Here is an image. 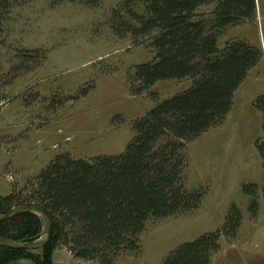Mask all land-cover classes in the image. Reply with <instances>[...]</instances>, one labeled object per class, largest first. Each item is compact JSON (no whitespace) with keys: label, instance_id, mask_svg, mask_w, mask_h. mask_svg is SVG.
Listing matches in <instances>:
<instances>
[{"label":"rangeland","instance_id":"obj_1","mask_svg":"<svg viewBox=\"0 0 264 264\" xmlns=\"http://www.w3.org/2000/svg\"><path fill=\"white\" fill-rule=\"evenodd\" d=\"M127 1L15 2L0 40V197L21 190L57 155L90 160L123 153L135 120L189 88V80H170L140 96L131 93L129 75L152 55L112 28L114 11ZM254 1L255 18L221 32L218 47L241 40L258 48L262 59L235 92L222 124L186 148L187 187L207 188L201 206L190 214L149 222L139 254L121 255L113 264H161L179 245L220 230L231 204L240 208L242 224L235 239H220L211 264H264L263 169L255 148L262 136V114L254 104L264 94V0ZM213 8L204 6L200 13L208 16ZM243 184L258 187L255 219L250 218ZM52 264L100 261L75 259L60 247Z\"/></svg>","mask_w":264,"mask_h":264},{"label":"trees","instance_id":"obj_2","mask_svg":"<svg viewBox=\"0 0 264 264\" xmlns=\"http://www.w3.org/2000/svg\"><path fill=\"white\" fill-rule=\"evenodd\" d=\"M15 2L0 0V40ZM212 4L208 16L200 13ZM255 13L254 0H129L114 11L115 32L121 38L129 36L135 46H146L152 55L129 75L134 96L160 81L191 84L133 122V136L123 153L90 160L57 155L21 190L0 197V215L16 207H38L50 221L49 240L38 254L0 247V264H52L60 247L75 259L113 264L121 255L139 254L140 237L149 222L198 210L207 188L187 187L186 148L222 124L235 92L260 63L262 52L244 41L218 47L221 32L252 21ZM254 104L262 114V136L255 148L262 161L264 198V94ZM242 192L249 198L250 218L255 219L258 187L243 184ZM242 220L240 208L231 204L220 230L179 245L161 264H211L220 251V239H235ZM43 230L39 217L23 213L0 223V238L33 242Z\"/></svg>","mask_w":264,"mask_h":264},{"label":"water","instance_id":"obj_3","mask_svg":"<svg viewBox=\"0 0 264 264\" xmlns=\"http://www.w3.org/2000/svg\"><path fill=\"white\" fill-rule=\"evenodd\" d=\"M23 213H30L39 217L44 227L42 235L36 241L27 242V243H16L11 240L0 238V247L11 250H23V251L33 252L42 249L44 245L47 243L50 237V221L46 213L38 207L13 208L7 214L0 216V223L11 219L18 214H23ZM9 264H34V263L29 260H17Z\"/></svg>","mask_w":264,"mask_h":264}]
</instances>
